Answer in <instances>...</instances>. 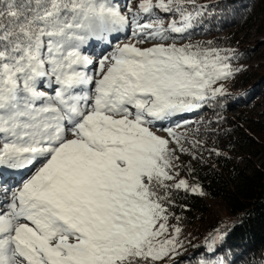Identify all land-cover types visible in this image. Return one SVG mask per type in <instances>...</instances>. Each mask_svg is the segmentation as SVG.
I'll return each instance as SVG.
<instances>
[{
  "label": "snow or ice",
  "instance_id": "obj_1",
  "mask_svg": "<svg viewBox=\"0 0 264 264\" xmlns=\"http://www.w3.org/2000/svg\"><path fill=\"white\" fill-rule=\"evenodd\" d=\"M208 8L0 0V264H180L178 197L207 195L182 173L248 95L242 53L192 39Z\"/></svg>",
  "mask_w": 264,
  "mask_h": 264
},
{
  "label": "trees",
  "instance_id": "obj_2",
  "mask_svg": "<svg viewBox=\"0 0 264 264\" xmlns=\"http://www.w3.org/2000/svg\"><path fill=\"white\" fill-rule=\"evenodd\" d=\"M197 2L209 8L202 18L205 27L196 29L192 39H212L221 47L239 50L242 56L238 64L246 66L247 71L234 82L225 83L233 97L245 92L248 95L240 103L229 98L231 107L223 111L216 109L227 118L222 127L229 130V134L210 137L207 147L215 145L226 156L217 157L205 151L206 163L194 161L195 172L191 176L187 171L182 173L190 182L200 183L207 195L181 193L178 197V204L187 205L184 210L174 209L177 215L183 216V229L193 227L195 230L191 236H184L186 251L179 257L180 264H197L210 247L220 248L217 256L224 258L226 264H264V112L252 113L261 104L259 100L264 101V69L249 65L258 51L264 56V40L241 46L242 39L238 38L239 33L251 29L264 36V0ZM201 115L215 119L211 108ZM244 120L249 124L244 125ZM216 204L223 213L216 212ZM216 230L222 239L213 241Z\"/></svg>",
  "mask_w": 264,
  "mask_h": 264
},
{
  "label": "rangeland",
  "instance_id": "obj_3",
  "mask_svg": "<svg viewBox=\"0 0 264 264\" xmlns=\"http://www.w3.org/2000/svg\"><path fill=\"white\" fill-rule=\"evenodd\" d=\"M127 2V0H121L120 3L123 6L125 3ZM238 38L242 39L241 41V46H249L252 45L253 43L257 42V41H262L264 40V36H261L260 34H258V32L255 29H251L249 32H242L239 33ZM205 39H207V37H205ZM250 66H255L258 65V67H261L262 69H264V56H263V52L258 51V53L253 57V59L250 61ZM259 102L261 103L260 105L256 106L255 109L252 111V113L254 112H264V101L263 100H259ZM243 115V113H242ZM244 125L249 124V121H243ZM235 153V152H234ZM217 206H215V210L217 213L221 214L223 213V210L220 206H218V204H216ZM194 228L191 227H186L185 230L183 231V235L182 238L184 236H191L194 232Z\"/></svg>",
  "mask_w": 264,
  "mask_h": 264
}]
</instances>
